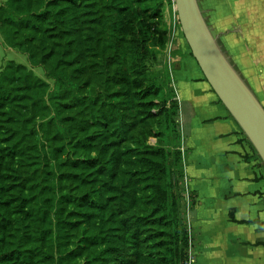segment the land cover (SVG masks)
Listing matches in <instances>:
<instances>
[{"label": "trees", "instance_id": "1", "mask_svg": "<svg viewBox=\"0 0 264 264\" xmlns=\"http://www.w3.org/2000/svg\"><path fill=\"white\" fill-rule=\"evenodd\" d=\"M163 7L161 0H7L0 8L8 44L53 82L15 63L0 75V264H166L146 250L155 239L163 246L151 227L168 230L180 213L172 170L161 167L146 183L131 171L152 170L172 145L180 155L179 112L147 97L139 105L136 92L154 48L165 47L156 39ZM153 108L158 145L144 142L137 161L122 142L152 125ZM166 174L169 183L150 185ZM134 195L137 217L125 209Z\"/></svg>", "mask_w": 264, "mask_h": 264}, {"label": "crops", "instance_id": "2", "mask_svg": "<svg viewBox=\"0 0 264 264\" xmlns=\"http://www.w3.org/2000/svg\"><path fill=\"white\" fill-rule=\"evenodd\" d=\"M199 2L239 73L264 75V47L258 49L245 32L257 30L264 41V0ZM235 44L242 52H231ZM174 69L194 196L189 215L195 237L193 264H264V164L192 55L175 59Z\"/></svg>", "mask_w": 264, "mask_h": 264}, {"label": "rangeland", "instance_id": "3", "mask_svg": "<svg viewBox=\"0 0 264 264\" xmlns=\"http://www.w3.org/2000/svg\"><path fill=\"white\" fill-rule=\"evenodd\" d=\"M7 0H0V8L3 7L4 3ZM163 1L164 7L162 11V25L158 31L157 35V42H159V39L162 37L163 41L165 42L164 49L161 46H157L154 48V52L156 53L154 58L149 59V61L146 64L147 70L146 74L148 76L147 81L144 82V84L139 87L136 92L138 93V102L139 105H143L145 97H147L149 100L153 99L154 103L158 104L162 101L165 102L164 109L165 110H171L174 112V110L178 111L180 110V93H178V90L175 85V78H174V85H172V77L170 76V72L166 66V52L168 50V47L170 45L171 41V31L173 29L174 22L179 21L178 14L175 10V3L174 0H161ZM255 32L253 30H245V32L253 38V40L256 42L259 46L258 49L264 47V41L262 39V35L260 32ZM236 48H232L231 52L234 54L235 52L238 54L239 52H242V49L239 47V45L235 44ZM172 53L173 57L178 60V57H184L186 55L191 56V51L189 46L187 45V42L183 36V33L181 31V26L178 32V35L176 37V40L174 42V45L172 47ZM257 54L262 55L261 51H256ZM264 53V52H263ZM174 59V61H175ZM10 63H15L19 65L26 66L28 69H31L34 74L48 82L50 85H53V82H51L47 76L45 69L42 66L34 67L31 65L29 61V56L26 54L22 49L16 48L8 44L6 41L5 35L0 30V75L3 73V71L6 69V67ZM181 63V62H180ZM175 65V63H174ZM175 73V69H174ZM248 82L252 84L255 87V90L257 92V95L261 102L264 104V75L260 74H243ZM172 83V84H171ZM146 87V90L144 91L143 88ZM147 91L148 94H147ZM159 109V108H158ZM158 109H152V114L154 115L155 119L152 120L153 123L148 129H140L139 131L135 132L134 138L130 137L129 140L123 141V149L126 150L127 147H131L136 149V152L134 154L135 159L138 161L140 159L139 153H142V150L144 148V142L147 143L150 147H156L158 145V139L154 137V134L157 132V124L160 121V117L157 115L159 114ZM178 116V115H177ZM178 123L179 126V132L181 135V142H180V155L176 156V153L174 149H176L175 145L170 146L167 150V156L166 158L157 159V166L152 167V170L141 167V166H135L131 169L132 173H134L136 170L140 171L141 174L144 177L145 183L149 180L154 178V174L156 171H159L161 167L165 169V171L168 173L172 170L173 173V181H172V192L178 195L180 198L179 201L175 204V211H178L180 209V213H176V215H179L177 218L174 219V217L171 218V225L168 230L162 229L158 230L157 227H151L152 234L154 237H156L157 231L159 233L163 234L162 242L163 246L157 247L156 245L161 241L159 239H155L152 241V248L146 250V256L150 258L151 261H162L166 264H187L190 257L194 259V233H193V225L189 221V214L186 209V202H185V178L188 177L186 172V149L183 143V134L182 129L180 127L179 122V116L173 118ZM147 130H149L146 134H144ZM148 137V135H150ZM174 148V149H173ZM123 150V151H124ZM154 172V173H153ZM163 181L160 182L158 180L153 181L150 183L155 185L157 183L163 184L169 183L170 178L169 174L163 175L162 177ZM129 181H131L130 175L127 177L124 187L130 186ZM158 181V182H157ZM136 179L133 178V187L132 191L133 193L136 191ZM169 189V184H168ZM172 192L170 191V194L172 196ZM138 198H141L143 194L139 192ZM133 203L132 208H126L132 210L131 215L133 217H137L140 212V205L136 206V196L134 195L132 199H130L127 203ZM192 213V210L191 212ZM168 215H175V213H168ZM153 264V263H148Z\"/></svg>", "mask_w": 264, "mask_h": 264}, {"label": "water", "instance_id": "4", "mask_svg": "<svg viewBox=\"0 0 264 264\" xmlns=\"http://www.w3.org/2000/svg\"><path fill=\"white\" fill-rule=\"evenodd\" d=\"M174 3L192 57L264 164V106L222 49L199 0Z\"/></svg>", "mask_w": 264, "mask_h": 264}, {"label": "built area", "instance_id": "5", "mask_svg": "<svg viewBox=\"0 0 264 264\" xmlns=\"http://www.w3.org/2000/svg\"><path fill=\"white\" fill-rule=\"evenodd\" d=\"M180 29V22L176 21L174 22L173 25V29L171 31V41H170V45L168 47V50L166 52V66L170 72V76L172 77V85H174V57H173V53H172V47L174 45V42L176 40V37L178 35ZM185 192H184V196H185V202H186V209L188 214L190 215V212L194 206V196L193 193L190 189V185H189V179L186 177L185 178ZM194 259H192V257L189 258L187 264H193Z\"/></svg>", "mask_w": 264, "mask_h": 264}]
</instances>
